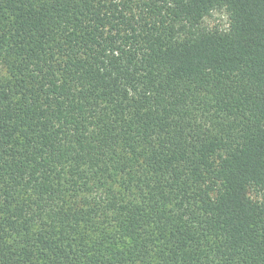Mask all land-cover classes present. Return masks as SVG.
Here are the masks:
<instances>
[{
	"label": "trees",
	"instance_id": "1",
	"mask_svg": "<svg viewBox=\"0 0 264 264\" xmlns=\"http://www.w3.org/2000/svg\"><path fill=\"white\" fill-rule=\"evenodd\" d=\"M172 3L0 0V264H264V0Z\"/></svg>",
	"mask_w": 264,
	"mask_h": 264
},
{
	"label": "clouds",
	"instance_id": "2",
	"mask_svg": "<svg viewBox=\"0 0 264 264\" xmlns=\"http://www.w3.org/2000/svg\"><path fill=\"white\" fill-rule=\"evenodd\" d=\"M115 3L119 4L120 0H114ZM188 0H185V3H187ZM166 7L167 8H173L174 5L172 3V0H166ZM128 13H125V16H127ZM137 13L135 10H133V16H136ZM161 15H163V13H161ZM232 12L229 8V5L227 3H219V4H213L210 7L206 8L205 12L200 13L198 20L195 24V26H193L191 29L188 28L187 24L184 25L185 30L186 31H190L193 34V38L194 39H198L201 35L204 36H219V37H226L229 36L231 33V26H232ZM180 25L176 24L173 29L179 28ZM69 31H71V28H69ZM107 30L105 29V32ZM137 32H139V29H137ZM114 34V33H113ZM185 40V35L184 33L181 32H176V34L172 37V41L175 44H181L183 41ZM7 46H5L6 48ZM114 55L116 53H113ZM107 55V53H106ZM3 56V52L0 51V59H2ZM81 59H83V57H81ZM12 62V58H9V63ZM106 63V61H105ZM103 71V70H101ZM114 75V74H113ZM11 82V76L9 75V70L8 68L5 66L4 63L0 62V85L4 84V83H10ZM5 91H8V89H5ZM125 91L127 93V96L131 99H134L136 96V93H134L131 89L129 88H125ZM137 92L140 91V88L137 87L136 89ZM145 95H152L151 92L145 93ZM201 97H203V93L200 94ZM19 99V96H14L12 97L13 101H16ZM211 98L209 97V100ZM245 115H247V113H245ZM197 124L203 123V127L207 128L209 127L207 123H204L200 120L199 115H197V119L195 121ZM57 125H54V127H56ZM262 127H264V125H262ZM96 129L93 127H89L87 128V131L84 133L85 136L89 135V134H95ZM140 149L137 148V151H139ZM219 155L220 160H224L227 159L228 157L226 156V154L221 151L219 153H215L212 155V161H214V165L218 166L220 164V160L216 159V156ZM81 171H84V168H81ZM207 183V182H206ZM88 187L91 188L92 184L89 183ZM203 187V186H202ZM217 187H219V183H217ZM112 188L114 191L118 190L116 185H112ZM103 193L104 190L100 189L99 191H94L90 194H85V193H80L77 196V200H79L81 197H83L84 199L87 200H92L94 198H96L97 196H99L101 199H103ZM208 199L212 202H215L217 197L216 194L214 192H208ZM34 198V197H33ZM130 199V198H128ZM244 199L246 201H248L249 203L255 204L257 206H264V190H258L256 187L254 186H246V190L244 192ZM133 203L139 205L140 201L139 200H134ZM47 211V210H46ZM54 211V209H53ZM109 216L112 215L111 212L108 213ZM3 214H0V218H2ZM5 231H7V229H5ZM32 231L36 232L39 231V228L37 226H33L32 227ZM17 237H13V239H16ZM13 239H8L5 238L3 240V244L4 245H11L13 244ZM211 242V239H210ZM209 260H213V256L210 253L209 254ZM153 264H159L158 261L155 260V258L153 257ZM213 264H220L219 260H213ZM232 264H237V262L234 260L232 262Z\"/></svg>",
	"mask_w": 264,
	"mask_h": 264
}]
</instances>
